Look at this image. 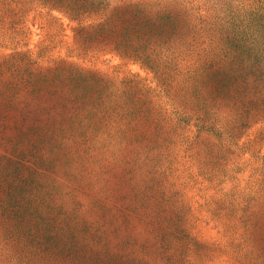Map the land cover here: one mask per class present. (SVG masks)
<instances>
[{
    "label": "rangeland",
    "instance_id": "374dc122",
    "mask_svg": "<svg viewBox=\"0 0 264 264\" xmlns=\"http://www.w3.org/2000/svg\"><path fill=\"white\" fill-rule=\"evenodd\" d=\"M0 264H264V0H0Z\"/></svg>",
    "mask_w": 264,
    "mask_h": 264
}]
</instances>
